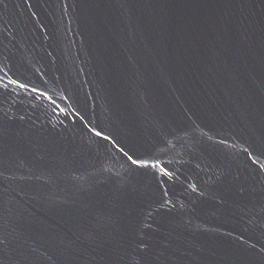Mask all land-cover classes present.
<instances>
[{"label":"water","instance_id":"water-1","mask_svg":"<svg viewBox=\"0 0 264 264\" xmlns=\"http://www.w3.org/2000/svg\"><path fill=\"white\" fill-rule=\"evenodd\" d=\"M0 264H264V0H0Z\"/></svg>","mask_w":264,"mask_h":264}]
</instances>
